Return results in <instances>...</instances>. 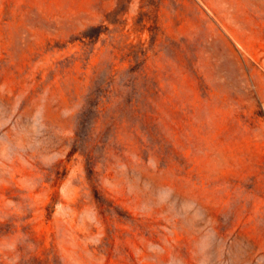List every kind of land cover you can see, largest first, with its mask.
Returning <instances> with one entry per match:
<instances>
[{
	"label": "rangeland",
	"instance_id": "374dc122",
	"mask_svg": "<svg viewBox=\"0 0 264 264\" xmlns=\"http://www.w3.org/2000/svg\"><path fill=\"white\" fill-rule=\"evenodd\" d=\"M0 264H264V0H0Z\"/></svg>",
	"mask_w": 264,
	"mask_h": 264
}]
</instances>
